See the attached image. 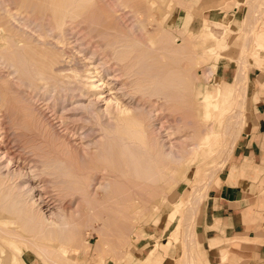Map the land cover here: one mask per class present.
Listing matches in <instances>:
<instances>
[{
  "label": "bare ground",
  "instance_id": "1",
  "mask_svg": "<svg viewBox=\"0 0 264 264\" xmlns=\"http://www.w3.org/2000/svg\"><path fill=\"white\" fill-rule=\"evenodd\" d=\"M1 2L3 1L0 0V3ZM91 2L92 0H18L17 4L20 5L18 11H23L28 15L30 14V18H33V22L34 20H37L36 23L34 22L37 24L35 25L36 27L43 30L46 28L44 31H47V33L50 31V35L52 33H59V35H61L60 37L63 38L66 36L68 30H70L67 24L71 25L73 20L78 16L81 8L85 6L87 7ZM219 2L226 4V8L231 4L230 2L225 3L224 0H220ZM123 4L120 3L113 9L114 11L111 9L110 15L106 14V16L108 15L106 21L109 19V24L111 26L110 28H104L105 30L103 33L100 31L101 34L104 35L102 37V46L104 51L109 53V60H107L108 58L104 59L107 56L104 58L101 56V58L96 57L98 60H102L101 63H98L101 65H97L96 67L97 71L99 69L96 73L100 76H106L107 80H110L109 85L112 84V90H110H115V94L119 95L120 100L125 103L123 106L120 103H116L114 111L111 109L109 111L107 109L108 114H104L109 116V119L106 120L107 123L105 124V127L101 126L103 124L101 120L103 113H99V108L97 107L96 102L89 101L87 105H83V103L80 102L82 100L81 98L74 99L80 97V94H78L77 91L78 96L74 93L78 87L73 89L68 87V85H72L69 84V82L66 85L67 82L64 84V82L56 80L57 72L59 73V71H62L60 65L57 66L58 64H61L59 60L60 56L58 55L61 54V52L57 53V49L55 50V47L57 46L53 47L50 44L51 42L49 43L44 40L39 33H37L38 36H35L36 33H31L33 29L28 33L20 26V29L14 30L13 33H10L12 31H10V28L4 41L5 47L1 48L0 45V73H2L0 75V80H2V83L0 81V85H2L0 86V210L4 211L11 217H14L15 223L19 227L18 230H26L29 234L28 236H24L20 231H13L10 228L0 225V241L7 243L9 246H13V244L16 245L13 250L10 251L11 253L7 259L3 256L4 264H8L10 258L11 264H17L18 260L25 262L23 260V253H31L30 251L38 255L44 264H69L67 258L62 255L56 247L53 248L44 242L46 238H56L61 241L64 238H70L72 240L75 239L76 241L77 238L72 231L70 232V229L73 224H76V221H79L82 218L84 219L85 213L90 215L89 218H91V216H94L93 219L99 218L102 224L106 227L109 223L102 219V213H107V211L113 207L112 205L115 203V195H117V198H120L121 201L124 200L127 191L126 187L128 186V188H131L128 182L131 178L135 179L134 182L137 183L136 185H140L141 182L155 183L158 182V180L170 182L173 180L177 166L180 162H184L190 153L196 152V154L204 155L206 154V149H210L219 143L218 139L224 135L223 133H231L234 131L235 127L240 131L241 121L239 120H241L240 116L242 113L237 110L239 106L238 104L237 106L235 105L236 107L229 112L227 116L224 115V118L223 116L222 118H218L220 124H215L217 117L215 114H212L213 110H217L218 108L219 111H222L227 103L218 101L220 93L214 98L210 95L203 96L204 100L202 103V109L211 112L209 116L210 119L212 117V121L208 123L205 122L204 125L198 126L196 124L197 121H194V128L198 127L196 130L197 136H192L191 140H193V142L186 145L183 143V138L187 137L181 135L183 136L181 139V137L177 136L179 134L175 135L174 130L178 128L176 123H174L176 128L175 126L172 127L169 123L170 120H163L165 117L162 116L159 109H156L155 107L153 108L152 104L148 107L147 104L146 106L150 109L146 110V107H143L142 104L137 102L135 97V94L137 93L143 94V96L147 95L149 99L152 97L155 99L162 98V100L170 104V108H168L169 111H172L171 113L175 114L178 112L176 109L178 100L185 99L183 92L189 91L191 88L190 80L196 79L192 74L193 66L190 59L187 60L189 65L185 68L186 73H181L175 69L176 64L173 63V58L182 56V54H184L183 49H187L186 46L183 45L186 38L185 36L181 34L173 36L164 48L161 49V52L170 55V60L172 61L164 62L163 60H159V54L161 52L154 54V56L150 55L149 57H146V54L143 52V47L148 44L146 42L149 41L146 40V42H144L143 40H145V38L143 40L141 39V41L139 36L136 37L137 35L135 38L138 39H131V34H127V31L130 33L128 29L130 27L126 26V24L124 25L122 23L123 25L121 24L120 27L116 29L114 26L115 22L118 24V20H122V17L120 18L119 15H116V12L123 9ZM255 8L253 7L252 9ZM5 13L9 14L8 12ZM135 13L138 16L141 14L138 12V9ZM16 14H14V16ZM14 16L13 18L17 20ZM30 18L29 20L28 18L23 19V21H25H22L23 23H21L23 27L29 28L31 26L29 24L30 22L32 23ZM202 19L205 24L213 23L222 25V29L217 33L218 37H223L227 30V23L232 18L225 17L224 13L216 14L212 12L210 15L203 17ZM249 20L250 21L246 26L247 32L249 33L245 32L247 36L250 35V33L256 34L259 30L257 28L259 20L253 19V17L251 19L249 18ZM27 21L29 22L26 23ZM81 21L84 22L85 20ZM26 24L27 26H30L27 27ZM0 25H2V23ZM8 26L13 27L10 23ZM47 26H49V30ZM21 28L24 31H22ZM138 28L136 29L135 27L133 30H138ZM138 32L141 33V29ZM139 35L141 37V34ZM167 35H169V33H167ZM132 36H134V34ZM188 40L190 39L188 38ZM176 41L179 42L177 43ZM251 45L253 46L252 42ZM242 53L244 56L238 60L239 62L233 76L234 100L242 97L241 94H243L246 86V50ZM91 55V59L96 56L94 51ZM137 64L140 65V67L138 66V71L135 72L134 70L135 67H137ZM183 66H185V64ZM212 72L213 71L210 70L209 75H211ZM51 79L53 84L49 86L48 83ZM39 81L42 82V86L38 84ZM11 85L17 87V90L21 93L27 92L30 94V92H32L31 94L35 93V96H37V91L44 88L43 86H48V89H44L43 97H48L49 94L52 96L54 95L53 101H56V103L53 102V109L58 110V114H61L62 117H68L67 113H70L69 109H72H68L70 106L75 105L73 108L74 111L82 110L84 116L80 117V123L73 124L71 131H74V133L70 132L72 135L77 133V129L88 127V125H86L88 123L93 127H98L100 123L99 130L103 136L102 140L94 141L96 139L95 137L88 139L92 135H89L87 131L90 132L93 128H87V130L79 136L82 135L81 139L85 140L84 144H86V146H84L83 149L85 148L84 150H86L87 153H90L92 157L97 158L101 162V166L97 167L99 166L97 165L98 162L91 163L94 159H92V157L91 162H89V160H84L85 163L83 161V163L79 162V159H81L79 156V159L76 161L72 156L74 153H69L68 151L70 143H65V136H59V134L53 131L44 116H41L40 113H38L39 111L36 112V109L34 108L35 104L32 106V99L35 96H28L30 99L28 98L26 101H22L23 103L18 104L16 103L18 100L15 99L17 105H14L11 102L13 99L11 101H9V99L8 102L6 98L9 97L5 96L3 90L5 89L6 91L8 88L6 86L10 87ZM119 85L120 88H116ZM90 88H97V86L93 84ZM9 89H7V91ZM69 94L72 95L69 96ZM185 96H187V94ZM190 96L192 95L189 93L187 96L188 101L187 104L184 105V108L194 110L193 100L189 98ZM112 100L116 99L111 98V101ZM212 104H215V106L213 107ZM179 115L180 118L183 116L181 113ZM61 116L59 115L60 120ZM175 116L173 115V117ZM207 116L208 115H206V117ZM238 116L240 119H238ZM186 117L187 119L189 118L188 116H185L182 117L183 120L181 119L184 124L180 123L184 129H187L192 125L190 123L193 121H188ZM173 121H175V119H173ZM179 121L180 120L177 122L179 123ZM207 121H209V119ZM217 126H219L218 129ZM188 129L192 130L193 128L190 127ZM62 137H64V140ZM129 138H134L136 141H133L134 143H132L131 140H128ZM228 145L231 146V144ZM205 146L207 148H205ZM230 146L229 148L228 146L227 148L224 147L226 153L221 155V160L224 155L229 154L231 149ZM84 150L82 153H84ZM141 158H144V163L151 162L149 169L148 167L143 168V164L141 166L138 165L134 167V171H144V175H131L133 172H130L132 162H141ZM112 160L115 162L114 165L109 163L112 162ZM143 161L141 163H143ZM98 171L108 172V179L103 180L98 178V176L95 178ZM113 171L114 173L117 172V175L123 180V183L121 182L119 187L116 186L117 189L114 186L116 181L113 178L114 176L112 175V179L109 178ZM98 190L101 191L100 195L97 193ZM74 193L78 194L79 201L76 202L74 210L71 211L69 210L71 208H67L64 204L65 198L74 195ZM189 198V206H191V208H187V211L191 210L200 200V194L195 193L189 196ZM118 203H120L119 200ZM172 212V216H175L177 210L173 209ZM172 216L170 220L172 219ZM188 217L190 218L191 216ZM88 219L86 218V222H88ZM187 220L190 221L188 218ZM122 225V229L125 230L128 222H124ZM109 236L110 235H107V237ZM106 250L110 249L106 248ZM153 250L157 249L153 248L149 253ZM68 253L71 254L70 252Z\"/></svg>",
  "mask_w": 264,
  "mask_h": 264
},
{
  "label": "rangeland",
  "instance_id": "2",
  "mask_svg": "<svg viewBox=\"0 0 264 264\" xmlns=\"http://www.w3.org/2000/svg\"><path fill=\"white\" fill-rule=\"evenodd\" d=\"M1 1H3L0 3V24L2 23V25H0L1 48L5 47L4 41L6 39V34L8 33V30L11 28L10 31L11 30L12 31L11 32L9 31V32L13 33L14 30L20 29V27H22L28 33L31 32V30L33 29L31 33H36L35 36L36 35L38 36L37 33H39V35H41L44 40L48 41L49 43L51 42L50 44L53 47L57 46L55 47V50L57 49L56 50L57 53L61 52L62 54V55L58 54L60 56L59 60L61 64H58L57 66L60 65V67L62 68V71H59V73L61 72L60 74L57 72L56 80L64 82V84L67 82L66 85L69 82V84H72V85L70 86L68 85V87L73 88V89L78 87L77 88L78 90L76 89L74 93L76 95L78 92V94H80V97H77L74 99L81 98L82 100L80 102H82L83 105H87L89 101L96 102V105L99 108L98 109L99 113L100 114L101 112L103 113L102 114L103 118L101 117V120L103 123L101 125L102 127L106 126L105 125L107 123L106 120L109 119V116L104 114V113L108 114L107 109L109 111L110 109L114 111L116 103H120L122 106L125 105V103H123L122 100H120L119 95L115 94L114 92L115 90L111 91L112 84L109 85L110 80H107L106 76H100L96 73L99 71V69L98 71L96 70L97 65L99 66L101 65L98 63L102 62V60H98L97 58L98 57L104 58L105 56L107 57H105L104 59L108 58L107 60H109L110 58L109 53H107V51L105 52L103 49L102 37L104 35H102L101 32L103 33V31L106 28H110L111 26L109 24L110 23L109 19L108 21H106V18L108 17V15L111 14L110 12L111 9L112 11H114L113 9L115 7H117L120 3L123 4L124 2L123 4L124 7L122 9L123 11L119 10L116 12V15H119L120 18L122 17V20H118L117 23L119 25L116 24L115 22L114 26L116 27V29H118V27H120L122 23L124 25L126 24V26L130 27L128 28L130 33H128L127 31V34L128 35L131 34L130 36L131 39H134L135 36L137 35L136 37L139 36L140 40L141 39L143 40L145 38V40H143L144 42H146V40L149 41V42H146L148 44L145 43L147 45V46L145 45L147 48L145 46L143 47V50H144L143 52L146 54V57L147 56L149 57L150 55L154 56V54H158V52H161V49L164 48V46L169 42V40H171L173 36L177 34L178 35L181 34L185 36L186 38H185V41L183 42V45H185L187 49L185 48L183 49L184 54H182V56L174 57L173 63L176 64L175 69H177L181 73H184L185 68L189 65L187 63L188 62L187 60L190 59V61L192 62V66H193L192 74L195 76L196 80L194 79L190 80V87H191L190 90L183 92L185 99L184 100L179 99L177 102L180 107L177 105L176 109L178 110V112L181 111L180 113L183 116H181L180 118L179 117L180 113H178L177 111H176L177 113H175L176 116L175 114H172L171 113L172 111H169L168 109L170 108V104L162 100V98L155 99L154 97H152L151 99H149L147 95L143 96V94H140V93L135 94L137 102L142 104L143 107H146V110H149L150 108L148 107H150L151 106L150 104H152L153 108L155 107L156 109H159V111H161L160 113L162 114L163 117H165V119L163 118L164 121H166V119L168 121L170 120L169 123L172 127H174L175 126L174 123H176V126H178V128L174 130L175 135L179 134L177 136L181 137V139L183 137L181 135H184V137H187V138H183V140L185 141V142L183 141V143L185 145L193 142V140H191L192 136L193 137L197 136L196 130L198 129L197 127L198 125H204L205 122L208 123L212 121V117L210 119V116H209L211 112H208L205 109H202L204 95H210L214 98L220 93L218 97V101L227 102L222 111H219L217 107H216L217 110H213L212 114L213 115L215 114L217 117L215 124H220V122L218 121V118H222V116L224 118V115L227 116V114L231 112L237 106V104L239 105L237 110L241 112L240 101H241V98H243L244 92L242 91L243 92V94H241L242 97H240L237 100H234V97H233L234 95V91H233L234 83L233 82L234 81L232 80L231 83H224V84H222V81H220V78L218 77V74L216 71L217 69L216 66L218 65L219 62L223 61V59L221 58L226 57V56L222 54V52H219L218 54L214 52V54H216L215 56H213V54L211 56H208L209 54L207 52V46L210 45L211 40L213 39V42L218 41L217 46L220 47V40L221 42L225 43V40H227V38L231 34H235V26L233 25H237L240 27V29L238 30V33L236 34H238L239 37L241 38V42H242L241 53L237 58L235 56L228 58L234 62L232 65H235V70L239 62L238 60L240 58H243L244 56L242 53L244 50H246V53H245L246 59L252 58L258 61L259 54L257 53L260 50H262L264 47V0H244V3L246 5V11H245V14L240 18V20H237V21L233 17H229L225 14V12L229 13L231 11V5L227 7L226 9L224 7L221 8V6L224 3L222 4L220 2L216 5V7H219L217 10H215V8L212 7L213 10L205 11L211 8H201L202 0H92V2L88 5L89 7L85 6L81 8L78 16L73 20L71 25L67 24L69 26L67 27L70 28V30H68L66 36H64L63 38L60 37L61 35H59V33L57 34L52 33L50 35L51 33L50 31H48L49 33H47V31L46 32L44 31L46 28L43 30V29L36 27L35 25L37 24L35 23L37 22V20H34L35 22L34 23L32 21L33 18H30V14L28 15L27 13H24L23 11H21L23 13L18 11V9L20 8V5L17 4L18 0H1ZM256 1L258 2L257 5L252 6V4H255ZM225 5L226 4H224L223 6ZM253 7L254 8L256 7V8L252 9ZM240 8L241 7L239 6L238 14L242 13L245 7L242 8L241 12H240ZM137 9H138V12L141 13V14L139 13L140 16H138L135 13ZM5 12H8L9 14H6ZM212 12L216 14L224 13L225 17L232 18L227 23L228 25L227 30L225 34L223 35V37H218V33H219V30L222 29L221 28L222 25L213 24V23L205 24L203 22L202 18L210 15ZM14 14H16L18 18L16 15L14 16ZM106 14L108 15L106 16ZM13 16L16 17L17 20H15ZM24 17L28 18V20L30 18V21H32V23L31 22L29 23L31 25V26L29 25L30 27L27 26L26 24V26L29 28H25L21 24L25 22L23 21V19H26ZM252 17L253 19L259 20L258 27H257L259 30L257 29L258 31L256 34L250 33V35L247 36V34L245 33L247 32L246 26H247V23L250 21L249 18L251 19ZM137 18H139L140 20ZM80 19L85 20V21L83 22ZM8 22L12 24L13 27H9ZM28 22L29 21H27L26 23ZM48 27L49 26H47V28ZM133 27L134 28L136 27V29L138 27L139 28L138 30L136 29L133 30L134 29ZM22 28L21 30L24 31ZM140 29H141V33L138 32L140 31ZM167 33H169V35H167ZM46 34H48L49 36ZM133 34L134 36H132ZM139 34H141V37ZM187 37L190 40H188ZM135 39H138V38H135ZM176 42L178 43L179 41H176ZM251 42L253 43V46L251 45ZM91 51L92 52L94 51L96 55L93 59H91L92 58ZM150 51L154 53L152 54ZM185 53L188 54V57H187V54ZM255 55L257 58L255 57ZM159 57H160L159 60L161 61L163 60L164 62H172L170 60L171 59L170 55L167 53L161 52L159 54ZM184 64L185 66H183ZM245 64H246L245 66L247 67L246 62ZM138 66L140 67V65L137 64V67H135V70H134L135 72L138 71V68H139ZM2 70L5 71L4 69ZM210 70L213 71L211 75H209ZM1 74L2 73H0V75ZM0 81L2 83V80ZM41 83L42 82L40 81L38 82V84L42 86L43 84ZM52 84H53V81L51 79L48 85L50 86ZM93 84L97 86V88H90ZM6 87H8L7 89L9 88L10 89L8 91L7 89L6 91L4 89L3 93H5V96L9 98H6L5 96L4 97L7 99V101L9 99H10L9 101L13 99V101L11 102L14 105H17L18 103H23L22 101H26L29 97L35 96L34 95L35 93L31 94L32 92H30V94H28L27 92L21 93L20 91L17 90V87L13 85H11L10 87L9 86H6ZM43 87H42L43 89H40L39 91L36 92V95H37L35 96L36 98L32 97L34 99V100L32 99V103H33L32 106L35 104L34 108L36 109V112L39 111L38 113H40L41 116H44L45 120L51 126L53 131L59 134V136L61 135L65 136V143L66 142L68 144L70 143L69 144L70 147L68 151L69 153L71 152L74 153V155L72 154V156L76 159V161L77 159L81 158L79 159V162H82V161L84 162V160L85 161L89 160V162H91V160L94 157H92L90 153H87V151L84 150L85 148L83 149V147L86 146V144H84L85 140H82L81 139L82 135L81 136L79 135L82 134L84 131H86L87 128L88 129L93 128L91 131L89 130L90 132L87 131L89 135H92L88 139L95 137L96 139L94 141L102 140L103 136L101 135V132L99 130L100 123L98 127L97 126L93 127L90 123L88 124L85 123L86 125H88V127H82L81 129H77L76 131L77 133L72 135L74 131H71V128L73 124L80 123V117L84 116V113H82L83 111L82 110L74 111L73 108L75 107V105H73V106L68 107V109L72 108V109H69L70 113H67L68 117H62L61 114H58L59 113L58 110L53 109V104L56 103V101L55 102L53 101L54 95L53 96L51 94H49V96L47 95L50 98L43 97L44 89L45 88L48 89V86L47 87L43 86ZM116 88H120V85L117 86ZM189 93L192 95L189 98L193 100L195 111L193 109L184 108V105L187 104V101H188L187 96L189 95ZM78 94L76 96H78ZM186 94L187 96H185ZM71 95L72 94H69V96ZM111 98L116 99V100L111 101ZM15 99L18 100L16 101L17 104L15 103ZM212 106L214 107L215 104H212ZM59 115L61 116L60 117L61 120L59 119ZM173 115L176 118L173 117ZM206 115L208 116L206 117ZM185 116L189 117L188 119L186 117L188 121L191 122L193 120L192 121L193 123L192 122L190 123L192 125L189 126L188 124L189 127L187 126L188 128L190 127L193 128L192 130L191 129L189 130L188 128L187 129L185 128L186 129L185 130L184 127L182 126V124H184V122L182 121L183 120L182 117H185ZM240 118L241 120L239 121H241V124H242V114ZM240 118L238 116V119ZM173 119H175V121H173ZM176 119L180 120L179 123L177 122L178 120ZM208 119L209 121H207ZM194 121L195 122L197 121L196 122L197 126H195L197 128H194L193 126L195 124ZM180 123L182 124L180 125ZM177 124H179L180 126ZM218 128L219 126H217V129ZM231 133H226V134L223 133L224 134V135L222 134L223 138L219 137V139H222V140L218 139L219 143L217 145H214L210 149L209 148L206 149L207 151H206V154L204 155L196 154V152L190 153L187 159H185L184 162H180V164L177 166L176 172L174 173V176H173V180H171L170 182H167V181L164 182V181L158 180V182H155V183H152V182L142 183L141 182L140 185L139 184L136 185L137 183L134 182L135 179L131 178V180L128 181L131 188H128V186L126 187L127 191H126L124 200L121 201L120 198H117L118 196L115 195V203H113L112 205L113 207L109 209L107 213L105 211H104L105 213H102V216H101L102 219L105 222L109 223L106 225V227L102 224L99 218L93 219L94 216L93 217L91 216V218H89L90 215L88 213H85L84 219L82 218L83 219V220L81 219L82 221L81 220L76 221V224H73L72 228L70 229V232L72 231L75 234L77 238L76 241L75 239L72 240L70 238H67V239L64 238L61 241L56 238L50 237L51 239L46 238L44 242H46L53 248L56 247V249L60 251V253L67 258V262L69 264H72V262L73 264H97L100 261L101 262L106 261L104 264H115V262L117 264H130L132 257L128 259H124L123 257L133 254V257H138L140 259V258H143V256L146 254L147 251L150 252L153 248H156L157 249L156 252L159 253L161 256H163L172 244H175V245L177 244L175 246V251L177 252V249L178 251L181 249V251L183 252L182 258L186 260L187 259L186 253L188 252L187 246L192 240V233L190 231V225H189L190 224L189 222H191V220L190 221L187 220V217H188L187 212H189V210L187 211V208H191V206H189L190 205L189 196L197 193V194H200V198H202L203 192L206 190V187L209 184L212 177L216 173H218V171L222 168L225 162L229 159L230 154L232 153L233 147L239 138L240 131L235 127L234 131ZM188 135H189V138H188ZM62 138L64 140V137ZM128 140H131L132 143H134L133 141H136V139L134 138H129ZM228 144H231V146ZM206 146L205 148L209 147V146L207 147ZM227 146L228 148L229 146L231 147L230 152L229 154L227 153L228 155H224L223 159L221 160V155L223 153H226L225 148H227ZM82 149L84 150V153H82L83 151ZM143 160L144 158L143 159L141 158V162ZM93 162H98L97 165L99 166L97 167L101 166V162L97 158H94L91 163ZM141 162H135V163L132 162L130 172L132 171L133 172L131 173V175L133 174L144 175L143 173L144 171L135 172L134 171L135 166H138V165L141 166L143 164L142 166L143 168L148 167L149 169L151 162H145V163L144 161L143 163ZM109 163L114 165L115 162H113L112 160V162H109ZM112 175L114 176L113 177L114 180H116L114 186L117 189L116 186L119 187L121 182L123 183V180L120 179V177L117 175V172L114 173L113 171V173L109 176L110 179H112ZM97 176L98 178H101L103 180L108 179L107 178L108 172L98 171L95 178ZM208 177H210V179H208ZM98 191L97 193L98 195H100L101 191L99 192ZM179 195L181 198L179 201V204L173 207L172 203L176 196H177L176 200L178 199ZM118 200L120 203H118ZM78 201H79L78 194L74 193V195H71L65 198L64 205L67 208L68 207L71 208L69 210L72 211L74 210V206L76 202ZM173 209L177 210V212L175 213V216H172ZM168 215H169V219L172 216V219L170 220L171 222L168 220V217H167ZM86 218L87 219L89 218L88 222H86ZM124 222H128V225H126L125 230L122 229L123 228L122 224H124ZM0 225L6 228H10L13 231L15 230L20 231L22 232L24 236L29 235L26 230H23V231H21V229L18 230L19 227L15 223L14 217H11L10 215H8L7 213L1 210H0ZM107 232H111V233H107ZM106 234L110 235L111 237L110 236L107 237ZM15 246H16L15 244H13V246H9L7 243L0 241V264H4L3 258L6 257L7 259V257H9V254L11 253L10 251H12ZM106 248L107 249L109 248L110 250H106ZM30 252L31 253L24 252L23 260L25 262L18 260L17 264H44V262L38 255H36L32 251ZM68 252H70L71 254H69ZM108 252L110 255L108 254ZM169 256H172V255H169ZM8 264H11V258L9 259Z\"/></svg>",
  "mask_w": 264,
  "mask_h": 264
},
{
  "label": "crops",
  "instance_id": "3",
  "mask_svg": "<svg viewBox=\"0 0 264 264\" xmlns=\"http://www.w3.org/2000/svg\"><path fill=\"white\" fill-rule=\"evenodd\" d=\"M224 2L231 3V11L225 12L227 16L237 21L245 14L244 0ZM218 3V0H202L201 8H211L205 10L210 11L214 7L217 10ZM239 6L240 12L245 7L240 14ZM233 26L235 34H231L225 43L220 40V47L213 39L207 46L208 56H215L214 52L226 56L221 58L224 62L216 66L222 84L231 83L235 72L234 62L228 58H237L242 50L241 38L236 34L240 27ZM258 54V61L246 59L239 138L229 159L213 176L214 179L212 177L213 181L210 180L202 198L187 214L191 216L187 218L191 220L192 233L187 259L182 258L181 249L175 251L177 244H172L163 256L153 250L151 253L147 251L140 259L133 254L123 257H132L130 264H264V47ZM180 195L177 200L175 197L173 207L179 204ZM167 217L170 221L169 215Z\"/></svg>",
  "mask_w": 264,
  "mask_h": 264
}]
</instances>
